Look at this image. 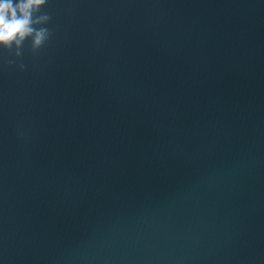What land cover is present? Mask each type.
<instances>
[{
  "label": "water",
  "instance_id": "obj_1",
  "mask_svg": "<svg viewBox=\"0 0 264 264\" xmlns=\"http://www.w3.org/2000/svg\"><path fill=\"white\" fill-rule=\"evenodd\" d=\"M40 14L0 48V264H264V0Z\"/></svg>",
  "mask_w": 264,
  "mask_h": 264
},
{
  "label": "clouds",
  "instance_id": "obj_2",
  "mask_svg": "<svg viewBox=\"0 0 264 264\" xmlns=\"http://www.w3.org/2000/svg\"><path fill=\"white\" fill-rule=\"evenodd\" d=\"M47 0H0V48L13 51L19 58L25 41H31L33 53L39 52L50 40L51 31L46 25L50 17L40 14ZM13 61H9V64ZM21 71L24 65L20 64Z\"/></svg>",
  "mask_w": 264,
  "mask_h": 264
}]
</instances>
